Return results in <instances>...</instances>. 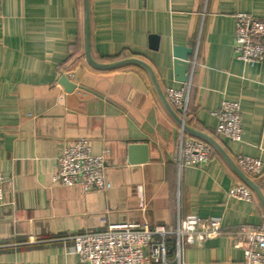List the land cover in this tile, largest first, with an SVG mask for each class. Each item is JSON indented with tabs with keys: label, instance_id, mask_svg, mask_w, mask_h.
I'll return each instance as SVG.
<instances>
[{
	"label": "crops",
	"instance_id": "0c3cea01",
	"mask_svg": "<svg viewBox=\"0 0 264 264\" xmlns=\"http://www.w3.org/2000/svg\"><path fill=\"white\" fill-rule=\"evenodd\" d=\"M238 13L264 21V0H0V264H80L66 238L117 223L173 229L188 216L224 229L184 242L182 264H244L239 228L264 222V174L244 177L235 157L264 162V62L235 58ZM176 46L193 49L196 62L186 122L194 133L184 135L165 95L185 84ZM224 100L241 105L238 142L217 132ZM80 138L106 153L109 190L53 182L58 158ZM184 138L211 147L206 166L179 168ZM132 145L146 146V161ZM236 184L252 201L230 196Z\"/></svg>",
	"mask_w": 264,
	"mask_h": 264
},
{
	"label": "built area",
	"instance_id": "2783aa9c",
	"mask_svg": "<svg viewBox=\"0 0 264 264\" xmlns=\"http://www.w3.org/2000/svg\"><path fill=\"white\" fill-rule=\"evenodd\" d=\"M235 58L247 64L264 62V21L247 13L235 15ZM195 60L190 62L188 80L180 89H166V99L177 116L186 125L189 116L190 96L193 88ZM213 115L218 119V134L238 142L243 127L241 105L224 100ZM182 135L186 132L180 126ZM106 153L95 154L90 141L80 138L67 146L58 158V171L53 182L62 187H79L84 192L106 191L111 188L105 174ZM212 149L196 139H183L177 162L179 168L206 166ZM237 169L244 176L259 177L264 174V162L239 155L235 157ZM5 178L0 172V209L5 206ZM231 197L252 201L253 192L244 184L234 185ZM218 219H201L188 216L176 228L150 227L137 223L109 224L100 232H88L69 239L80 264H182V245L203 243L217 237L223 230ZM238 245L244 251V264H264V222L259 225H242ZM172 244V250L170 248Z\"/></svg>",
	"mask_w": 264,
	"mask_h": 264
},
{
	"label": "water",
	"instance_id": "95a60500",
	"mask_svg": "<svg viewBox=\"0 0 264 264\" xmlns=\"http://www.w3.org/2000/svg\"><path fill=\"white\" fill-rule=\"evenodd\" d=\"M152 40H153L154 44L157 45L158 38L152 37ZM193 53H194L193 52V49L188 48V47L176 46L173 49L175 73H176V75L178 77H180V81H182L183 83H186L187 80H188V71H189V68H190V57L193 55ZM88 59L91 61V63L94 64V62H92V60H91V58H90L89 55H88ZM61 84L68 91H71L73 89L72 84H70L68 82V80H66L65 78L62 79ZM171 113H172L174 119L176 120V122L178 123V125L184 127V131L186 133H194V132H192V130L187 125H185L182 122V120L172 110H171ZM140 149L142 150V156H143V158H142V160H139V161H141L143 163L144 161L147 160V148H146V146H143V147H139V146H136V145H132L131 146V151L132 152H135V151L140 150ZM132 163H133V161H132ZM246 182L249 185H251V183L248 180V178H246Z\"/></svg>",
	"mask_w": 264,
	"mask_h": 264
},
{
	"label": "trees",
	"instance_id": "16d2710c",
	"mask_svg": "<svg viewBox=\"0 0 264 264\" xmlns=\"http://www.w3.org/2000/svg\"><path fill=\"white\" fill-rule=\"evenodd\" d=\"M170 248H171V250L173 249V248H172V244H170Z\"/></svg>",
	"mask_w": 264,
	"mask_h": 264
}]
</instances>
